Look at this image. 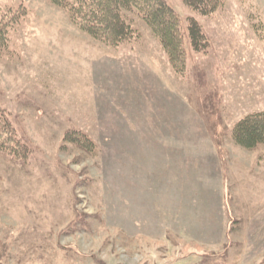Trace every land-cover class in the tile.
Listing matches in <instances>:
<instances>
[{
    "label": "rangeland",
    "instance_id": "rangeland-1",
    "mask_svg": "<svg viewBox=\"0 0 264 264\" xmlns=\"http://www.w3.org/2000/svg\"><path fill=\"white\" fill-rule=\"evenodd\" d=\"M165 1L184 70L136 15L109 47L48 0H0V109L27 147H0V264H264V144L233 138L264 112V0Z\"/></svg>",
    "mask_w": 264,
    "mask_h": 264
},
{
    "label": "trees",
    "instance_id": "trees-1",
    "mask_svg": "<svg viewBox=\"0 0 264 264\" xmlns=\"http://www.w3.org/2000/svg\"><path fill=\"white\" fill-rule=\"evenodd\" d=\"M67 11L70 21L92 39L109 47H118L132 41L138 31L132 25L130 15H136L160 39L173 67L184 70L186 52L185 32L175 9L165 0H48ZM184 4L203 16L220 7L221 0H183ZM8 25L0 22V47L6 43ZM187 37L194 50L208 47L201 26L189 19ZM234 141L252 149L264 144V112L251 114L239 121L233 131ZM85 143L92 142L82 138ZM0 147L12 152L27 147L17 138L15 129L6 112L0 109Z\"/></svg>",
    "mask_w": 264,
    "mask_h": 264
}]
</instances>
